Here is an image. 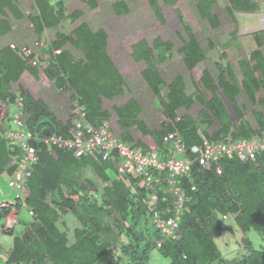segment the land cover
Returning <instances> with one entry per match:
<instances>
[{"label": "trees", "instance_id": "obj_1", "mask_svg": "<svg viewBox=\"0 0 264 264\" xmlns=\"http://www.w3.org/2000/svg\"><path fill=\"white\" fill-rule=\"evenodd\" d=\"M82 1L91 9L97 7L93 0ZM161 1L174 7L180 0ZM196 1L201 19L212 28H218L220 22L213 9L219 0ZM228 2L232 16L236 12L251 14L257 9L251 0ZM34 5L33 14L25 15L21 12L19 0H0V37H6L12 31L9 15L17 21L27 17L38 39L47 31L66 23L74 24L84 16L81 10L69 13L65 0H34ZM151 7L156 17L162 20L159 1L152 0ZM113 10L118 16L130 12L122 1L115 4ZM179 20L189 37L179 53L184 57L187 71L193 73L206 61V54L180 15ZM254 39L257 48L238 64L241 82L233 67L226 63L218 66L217 81L208 71L204 72L196 85L195 96L187 94V82L183 76L174 77L169 84L162 76L161 66L173 57L172 42L157 39L151 47L142 40L133 45V60L146 63L142 77L158 98L166 121L160 130L149 129L141 120L140 104L132 99L114 108L123 141L136 142L132 136V130H136L143 137L153 139L159 147H164V136L176 131L183 140L185 157L192 158L193 149L202 143L201 125L211 142L221 136L251 140L264 135V113L254 114L255 129L245 121L247 109L239 102L244 93L255 104L257 95L264 90V44L259 34ZM67 45L79 51L81 58L76 59L67 51ZM108 46V35L104 30L94 32L83 23L70 34L58 35L56 41L46 48L47 58L41 59L39 67L29 65L17 47L14 49L10 45L0 50V103L13 109L21 98L23 112L28 117L26 127L38 139L32 142L37 149V162L32 166L24 201L33 212V220L24 224L22 237L15 238L14 249L6 264H150L151 253L155 250L169 259L170 264H264V246L256 249L248 237L254 231L262 237L264 244V155L249 164L242 163L235 156L225 157L211 168L195 162L189 174L181 179L188 201L179 224L178 238L165 239L162 247L157 248L155 236L161 235L153 225V212L142 200V192L132 195L125 182L111 179L106 171L108 167L114 169L111 163L98 164L86 157L78 159L73 152L64 150H58L53 156L44 147L40 138H67L72 125L70 120H59L44 100L36 99L27 91L20 84L21 78L29 73L38 79L42 72L57 92L70 94L71 103L78 102L83 106L88 122L98 127L112 116L103 109V100L112 101L123 96L126 86L123 75L109 55ZM210 48H215L213 42ZM223 58L227 59L226 56ZM15 84H18V91L13 89ZM222 93L237 114L236 125ZM196 102L202 107L198 120L179 115L182 109L191 110ZM0 130H3L1 125ZM137 144L141 145V141L137 140ZM13 147L12 141L0 136L2 175L11 176L15 170ZM217 165L222 170L221 175L216 171ZM164 198L158 210H165L166 203L171 201L169 195ZM23 207L21 201L0 205V224H3L4 234L14 236V229L7 228L5 223L14 210L19 213ZM71 216L81 227L74 230L73 238L62 221V218ZM230 218L243 234L238 242L243 255L232 259L225 257L216 244V240L228 230L227 220ZM151 224L155 228L153 235L150 233ZM1 256L0 245V259Z\"/></svg>", "mask_w": 264, "mask_h": 264}, {"label": "rangeland", "instance_id": "obj_2", "mask_svg": "<svg viewBox=\"0 0 264 264\" xmlns=\"http://www.w3.org/2000/svg\"><path fill=\"white\" fill-rule=\"evenodd\" d=\"M93 1L97 4L95 9H91L82 0H65L69 13L81 10L84 16L74 24L66 23L54 30L47 31L41 39L35 36L34 28L27 17L22 21H17L9 15L8 18L12 31L6 37H0V50L5 46L11 45L21 49H31L35 54L42 57V59H46V48L52 42L56 41L58 35L62 33L70 34L76 27L83 23L88 24L94 32L104 30L108 35L109 55L126 81L124 95L112 101L104 99L102 105L104 110L112 114L109 121L113 128L119 130V132L121 130L114 108L125 105L132 99L137 100L140 104L142 108L141 120L146 123L149 129L160 130L162 123L166 121L158 98L154 96L142 77V72L147 67L146 63H137L133 60L132 47L139 41L146 40L151 47L157 39L163 42L170 41L174 44L173 57L164 63L160 70L168 84L174 77L183 76L187 82V94L190 96H195L197 90L196 85L199 84L205 71H208L214 80L217 81L220 74L218 66H225L226 63L233 67L238 74V80L240 82L242 75L238 64L240 60L249 58L252 51L257 48L254 39L256 34H259L264 44V0H251L252 3L257 5L254 13L244 14L236 12L234 16L229 11L231 6L228 0H219L213 9V14L217 16L220 22V26L216 29L212 28L207 21L201 19L196 8V0H180L174 7L164 5L161 0H158L162 8V20L158 19L154 14L151 7L152 0ZM121 1L125 2L130 10L129 14L124 16H118L113 10V6ZM19 3L23 14H33L35 10L34 0H19ZM179 15L182 16L184 22L190 27L206 54V61L200 64L193 73L187 71L183 63L184 57L179 53L184 43L189 40L179 20ZM38 42L40 43L39 46H37ZM211 42L215 44L214 49L210 48ZM65 49L76 59L82 56L71 45H67ZM156 54L158 55L157 52ZM223 56H226L227 59L224 60ZM20 84L36 99L44 100L59 120L66 122L69 119L72 113L71 102L69 101L70 94L57 92L53 84L42 72L38 79H35L29 73H25L21 78ZM13 89L14 91H18V84H15ZM165 93L166 89H164L162 95L164 96ZM258 98L264 103V91L260 92ZM239 102L241 106L244 105L247 109L245 112V121L253 128H256L257 124L254 114L256 112L264 113V105L251 103L244 93L239 98ZM201 110L202 107L196 102L191 110L182 109L179 115L190 116L192 119L198 120ZM7 123L12 129L15 128L12 122ZM132 136L135 140H150V137H143L136 130H132ZM106 171L110 174L113 181L120 182L113 168L108 167ZM3 175L0 174V205L3 203H13L17 195L8 186L10 179L8 175ZM141 185L143 184L141 183ZM137 191L138 189L136 187L134 191L131 190L132 195H135ZM141 192L142 189L137 194ZM18 217L19 225L16 223V228L13 226L16 221L15 216L7 219L5 223L6 226H10L7 228H14V236L3 234L1 230L3 224H0V245L2 246L0 261L2 264H6L11 256L15 246V238L22 237L25 228L24 224L33 220V217L29 214V208L26 207L21 209ZM62 221L66 223L68 233L73 238V232L80 227V224L73 216L62 218ZM227 225L228 230L223 232L222 236L216 240V244L225 257L229 259L241 257L243 255V249L242 246V250L239 248L238 242L242 240L243 234L238 230L232 218L227 220ZM154 232L155 228L152 225L150 226V233L153 235ZM248 237L253 241L254 247H257L256 249L262 245L264 246L262 244V237L258 233L251 231ZM158 238L163 239L159 236ZM158 238L155 236L154 241H157ZM157 253L163 257L157 250L153 251L151 253L150 264H161L160 261L153 260L154 254Z\"/></svg>", "mask_w": 264, "mask_h": 264}, {"label": "built area", "instance_id": "obj_3", "mask_svg": "<svg viewBox=\"0 0 264 264\" xmlns=\"http://www.w3.org/2000/svg\"><path fill=\"white\" fill-rule=\"evenodd\" d=\"M19 50L20 56L27 59L29 65L39 67L42 59L40 56L31 49ZM32 54L34 57L31 58ZM71 110L68 120L72 127L68 137L40 138L44 147L53 156L58 150H64L73 152L78 159L86 157L98 164L111 163L119 181L125 182L133 191L135 187L139 188L137 192L142 189L144 196L142 200L153 212V225L163 238L156 241L157 248L162 247L165 239L178 238L179 224L188 201L181 186V179L189 174L195 162L204 168H211L214 163L225 157L235 156L242 163L249 164L255 163L259 156L264 155V135H258L251 140H234L230 135L221 136L217 141L211 142L201 132V145L193 149L192 158H187L183 140L176 131L164 136V147H159L151 138L149 141H141V145H138L137 141L134 143L123 141L122 131L114 129L110 121L98 127L90 124L85 108L78 102L71 103ZM0 111V125L3 128L0 130V136L12 141L16 153V161L13 162L15 170L8 176L10 178L8 186L17 194L15 201H21L26 207L24 201L27 184L32 166L37 162V149L32 142L38 139L26 127L28 117L23 112L21 98L13 109L0 103ZM8 121L15 125L14 129L7 123ZM215 168L221 175L220 167L217 165ZM133 181L136 182L132 183ZM165 195L171 196V201L166 203L165 210H158V205ZM29 214L33 216L31 210Z\"/></svg>", "mask_w": 264, "mask_h": 264}, {"label": "crops", "instance_id": "obj_4", "mask_svg": "<svg viewBox=\"0 0 264 264\" xmlns=\"http://www.w3.org/2000/svg\"><path fill=\"white\" fill-rule=\"evenodd\" d=\"M241 82V81H240ZM262 91H264V90H262ZM260 94V93H259ZM258 94V95H259ZM258 95H257V102L255 103V104H258V105H264V103H263V101H261V100H259V98H258ZM223 98V97H222ZM259 101H261L260 103H259ZM228 106V105H227ZM229 108V107H228ZM229 110L231 111V116H232V113H233V111L234 110H231L230 108H229ZM201 127H203V128H200L201 129V131H200V133L202 132V133H204L203 131H205V127L204 126H202L201 125ZM216 128V127H215ZM255 129H257V127L255 128ZM209 131V133H212V131L211 130H208ZM3 176H7V174H4ZM9 176V175H8ZM18 215H19V213L16 211V210H14L13 212H12V214L8 217V219H10L11 217H13V216H15L16 217V221H15V223L13 224V226H14V228H16V226H15V224L17 223V225H19L18 223H19V217H18ZM7 227H10V226H7ZM13 228V229H14ZM9 229H12V228H9ZM1 230H2V228H1ZM2 233H3V231H2ZM4 234V233H3Z\"/></svg>", "mask_w": 264, "mask_h": 264}, {"label": "water", "instance_id": "obj_5", "mask_svg": "<svg viewBox=\"0 0 264 264\" xmlns=\"http://www.w3.org/2000/svg\"><path fill=\"white\" fill-rule=\"evenodd\" d=\"M222 97H223L225 103L228 105V107L231 110H233L231 102L229 101V99L227 98V96L224 93H222ZM231 118H232V121H233L234 125H236V123H237L236 121L238 120V117H237V114H236L235 111H233Z\"/></svg>", "mask_w": 264, "mask_h": 264}, {"label": "clouds", "instance_id": "obj_6", "mask_svg": "<svg viewBox=\"0 0 264 264\" xmlns=\"http://www.w3.org/2000/svg\"><path fill=\"white\" fill-rule=\"evenodd\" d=\"M153 260L160 261L161 264H170V260H168L167 258L161 257L158 253L154 254Z\"/></svg>", "mask_w": 264, "mask_h": 264}]
</instances>
